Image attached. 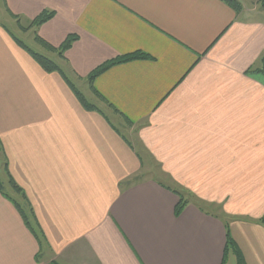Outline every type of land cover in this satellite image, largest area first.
<instances>
[{"label":"crops","instance_id":"obj_1","mask_svg":"<svg viewBox=\"0 0 264 264\" xmlns=\"http://www.w3.org/2000/svg\"><path fill=\"white\" fill-rule=\"evenodd\" d=\"M259 1L0 0L34 43L77 37L54 60L105 115L86 111L0 22V172L10 188L0 178L9 196L0 193V264H222L227 231L247 264H264ZM44 12L55 16L32 26ZM140 52L151 59L94 81L104 101L87 87L98 67ZM146 159L174 184L148 179ZM175 192L188 195L179 217Z\"/></svg>","mask_w":264,"mask_h":264},{"label":"trees","instance_id":"obj_2","mask_svg":"<svg viewBox=\"0 0 264 264\" xmlns=\"http://www.w3.org/2000/svg\"><path fill=\"white\" fill-rule=\"evenodd\" d=\"M228 4L235 8L236 11L240 10V6L236 1H229ZM260 4L261 6L264 8V0H260ZM54 13L52 12H44L42 13L39 17H37L34 21H33V25L34 26H41L45 23H47L48 21H50L52 18H54ZM18 18V17H17ZM14 39L17 41V43L34 59V61L47 73H58L61 75V77L65 80L66 84L69 86V88L72 90V92L75 94L77 100L79 101V103L82 105V107L86 110V111H97L99 112L101 115L105 116L103 114L102 111H100V109H98L97 106H95L94 104L90 103L86 97L84 96L83 93H81L77 87L65 76L64 72L61 70V68L59 67V65L57 64V62H55L54 60L50 59L49 57H46L42 54H39L37 52H34L33 50L29 49L24 43H22L21 41L17 40L15 37ZM77 40L76 36H70L68 37V39L63 43V45L60 48H54L53 46H51L49 43H47L46 41H44L42 38L40 37H36L35 41L36 43H38L41 47H43L45 50H47L50 53H57L59 58L65 59V53L72 47L73 43ZM150 56L144 54V53H134L131 55H126L123 57H119L115 60L109 61L107 63H105L104 65L98 67L96 70H94L91 75L88 77V81L91 87V90L93 91L94 95L97 96L100 100H103V97L98 94L94 87V81L102 74H104L106 71H108L111 67L116 66V65H120V64H125V63H129V62H134V61H141V60H150ZM110 106V105H109ZM116 113H118L117 110H115ZM107 120V119H106ZM108 121V120H107ZM128 124L133 125L130 121H128ZM109 123V121H108ZM110 124V123H109ZM111 125V124H110ZM112 126V125H111ZM113 127V126H112ZM118 132V131H116ZM119 133V132H118ZM120 134V133H119ZM124 141H126L127 144H129V141H127V139L125 137H123ZM2 143L0 142V150L2 149ZM130 145V144H129ZM139 156V155H138ZM140 157V156H139ZM6 173L8 176V180H9V185L10 187H12V189L16 192V194L18 193L20 198H22L23 200L27 201L28 206H30V211L27 213L26 210H24L21 206V204H16L17 201L15 202V206L17 207V209L19 210L23 220L25 221L26 225L32 229L33 226H31L30 223V218L29 215H31V217L35 218L34 216V211L31 207V204L25 194V192L23 191V189L15 182V180L11 177L8 168H6ZM162 185V184H161ZM167 190H170V188H166ZM0 193L5 196L6 198H9V196L4 192V184L0 179ZM178 197H179V203L175 209V216L179 217L182 212L184 211L186 205L188 204V201L186 200V198H184V196L178 192H175ZM262 223H264V217L261 220ZM230 254H233L236 258V262L237 264H247L246 259L244 257V254L242 253L241 249L239 248L238 244L235 242V240L231 237L229 231H227V243H226V249H225V253H224V258H223V262L222 264H227L228 262V257Z\"/></svg>","mask_w":264,"mask_h":264},{"label":"rangeland","instance_id":"obj_3","mask_svg":"<svg viewBox=\"0 0 264 264\" xmlns=\"http://www.w3.org/2000/svg\"><path fill=\"white\" fill-rule=\"evenodd\" d=\"M258 4L260 5L259 7L263 8L260 4V1ZM0 22H2L1 24H5L8 27V29L14 34V37L17 40L25 42L29 46V48L32 49L33 51H35L39 54H42L46 57H49L52 60H54V58H55V60H57L58 54L46 52L45 49L43 47H41L38 43L36 44L32 41L33 35L29 31V30H31V29H29L30 25L28 26V24H26V22H24V25H21L20 22H18V20L14 19L9 13H8V15H7V13H0ZM32 26H34V25L32 24ZM23 33H25V34L27 33V36ZM86 82H87V87H89L88 86L89 81L86 80ZM87 87H86V90H87ZM82 92L87 93V92H85V90H82ZM87 100H89V102H93V100L88 96H87ZM121 130L125 136L129 137L127 130H125V129H121ZM130 137L132 138L131 134H130ZM133 140L135 141V139H133ZM144 169L146 170V177H148V179L149 178L154 179V180L160 179V180L166 182L167 184H170V183L174 184L172 179L162 171L161 166L158 165V163L156 161L153 162V160H151V159H146L144 161ZM0 178L5 183V187L7 188V191H9L10 188L7 184V178H6L3 171L0 172ZM179 186L180 185H178V188H180ZM182 195L184 196V198H187V196H188L185 194H182ZM189 195L192 196V198H193V195L191 193Z\"/></svg>","mask_w":264,"mask_h":264}]
</instances>
